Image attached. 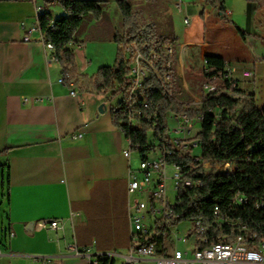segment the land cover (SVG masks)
Returning a JSON list of instances; mask_svg holds the SVG:
<instances>
[{
	"label": "crops",
	"instance_id": "obj_1",
	"mask_svg": "<svg viewBox=\"0 0 264 264\" xmlns=\"http://www.w3.org/2000/svg\"><path fill=\"white\" fill-rule=\"evenodd\" d=\"M101 1L108 2L102 18L87 17L68 45L78 73L88 77L114 66L118 51L113 40L122 24L117 0ZM223 3L226 18L206 0H140L139 12L141 21L174 39L170 87L175 94L185 89V97L178 96L182 102L203 101L209 92L206 58L214 56L231 70L237 89L254 94L264 109V0ZM46 12L54 20L65 14L56 0H0V172L7 180L0 264H41L44 258L52 264H85L74 248L90 257L113 254L114 264H127L130 160L123 152L130 144L113 124V106L104 105L114 99L110 94L77 87L72 95L58 83L62 68L38 24ZM247 70L254 77L245 78ZM76 133L82 138H72ZM52 220H58V228L40 226Z\"/></svg>",
	"mask_w": 264,
	"mask_h": 264
},
{
	"label": "trees",
	"instance_id": "obj_2",
	"mask_svg": "<svg viewBox=\"0 0 264 264\" xmlns=\"http://www.w3.org/2000/svg\"><path fill=\"white\" fill-rule=\"evenodd\" d=\"M150 3L159 0H146ZM257 2L259 0H246ZM65 14L53 19L46 12L38 17V24L45 45L53 49V58L60 64L62 74L74 80L75 85L82 90H91L98 94L117 96L116 87L127 90L129 84L128 61L123 48L137 44V51L144 58V67H154L150 70L143 93L150 104V114L155 116L154 122L143 123L140 127H132L127 123L124 102H119L112 108V121L128 140L131 150L143 152L151 149L148 132L153 129L159 139V151L166 160L183 161V154L176 152L168 140L167 115L186 114L190 119H201V129L197 134L201 145L202 161L223 167L232 164L231 174L214 173L200 169L194 178L201 184L198 188L183 187L179 191L177 204L172 207L177 217L157 231L161 234L157 242L163 243L169 226H178L183 222L201 220L207 228L209 240L202 243V248L211 246V241L221 237L231 241L238 235L256 233L259 239L264 237V109L255 102L254 94L233 89L232 82L226 78V63L219 57L206 58L207 70L204 73L205 82L213 86L199 106L191 102H182L172 91L171 97H165L163 80L172 68L171 58L165 55V46L170 44L173 52L174 39L158 31L155 24L140 21L138 12L131 0H117L116 5L122 17L120 31L115 33L113 40L118 45L114 66L102 67L95 76L88 77L78 73L73 50L68 48L79 34L84 20L92 17L96 21L102 18L107 1L101 0H56ZM209 5L218 6L226 18L223 0H206ZM238 32L245 37L247 33L237 27ZM173 65V63H172ZM158 74L160 78H158ZM131 76V70H130ZM131 80V78H130ZM233 91L236 96L231 95ZM131 92V90H130ZM129 92V94H130ZM142 87L132 98L136 108H143V101H138ZM238 196L244 202L236 204ZM215 208L219 209L218 216ZM219 220L225 221L222 225ZM245 227V231L241 229ZM252 247V246H251ZM106 264H114L113 260L105 258Z\"/></svg>",
	"mask_w": 264,
	"mask_h": 264
},
{
	"label": "built area",
	"instance_id": "obj_3",
	"mask_svg": "<svg viewBox=\"0 0 264 264\" xmlns=\"http://www.w3.org/2000/svg\"><path fill=\"white\" fill-rule=\"evenodd\" d=\"M41 7H36L37 12H41ZM186 23H189L186 20ZM43 40V36H42ZM25 41H30L29 37H25ZM81 47V46H80ZM46 48L51 51L49 44ZM124 55L128 61L129 69V88L120 90L117 86V95L121 96L120 102H124L127 123L132 127H140L143 123L154 122L155 116L150 114V104L143 93L144 86L149 79L150 70L154 67H144V58L137 56V44L127 45L123 48ZM174 52H170V44L165 46V55L169 58ZM167 66L172 68L173 65L169 61ZM139 69V80H130V70ZM226 78L232 82V88L237 89V82L231 79V70L225 67ZM245 78L254 77L252 71H244ZM158 78H160L158 74ZM163 94L165 97H171L172 91L168 87L172 83L171 73L167 74L162 80ZM58 83L68 86L71 94L75 95L76 91L74 80L62 74ZM134 87H142L138 101H143V108H136V101H129V92ZM209 92L214 90L213 86H208ZM231 95L236 96L233 91H229ZM110 94V93H108ZM111 98V94L109 95ZM201 103H198L199 106ZM172 118L176 122L174 133L181 137H173L172 132L168 130V140L175 145L176 152H183V161L166 160L159 154V139L155 137V131L151 129L149 136L155 142L150 141L151 149L139 152L140 165L135 168L131 165V155L133 151L125 150L123 155L130 160L128 170L127 190L130 197L128 205V219L131 226V238L129 256L127 264H135L137 260H149L155 264H264V237L259 239L256 233L241 234L231 241H224L220 236L216 240L211 241V248H202V240H209L207 236V228L201 220L188 221L189 227L183 233H174L177 226H169L167 236L163 243L157 242L161 234L158 233V227L163 226L177 217L174 212H170L169 203H176L181 188L189 189L198 188L201 184L199 179L194 178L197 173H202L200 169L212 166L218 171H224V174H231L232 164L223 167L213 165L209 162L202 161V154L199 156L195 153L197 147H201L197 134H192L195 123H201V119H190L186 114L169 113L167 119ZM82 133L72 135L74 139L82 138ZM234 168V167H233ZM245 200L242 196H238L236 204H241ZM264 207V203L259 205ZM219 209L215 208V214L218 216ZM224 225L225 221L219 220ZM41 227L58 228V220L44 221L40 223ZM246 229H241L244 232ZM12 233H8V237H12ZM172 237L174 243L187 244V249L174 248L170 250L166 246L167 238ZM252 246V247H251ZM76 256L85 257V264H106L105 258L112 260L115 255L107 254L102 256L90 257L86 252L73 249ZM41 264H52L51 259L44 258L40 260Z\"/></svg>",
	"mask_w": 264,
	"mask_h": 264
},
{
	"label": "rangeland",
	"instance_id": "obj_4",
	"mask_svg": "<svg viewBox=\"0 0 264 264\" xmlns=\"http://www.w3.org/2000/svg\"><path fill=\"white\" fill-rule=\"evenodd\" d=\"M131 1L135 5H138V7H135V8H136V11L138 12L139 19L141 21V17L140 16H142V13L139 12L140 5H141L140 4V0H131ZM106 16H108V13H106ZM104 20H107L106 17H105ZM186 93L187 92L185 91V89L181 86V92L180 91L177 92L176 96L178 97V96L182 95V97H185ZM104 98H106V97H104ZM120 100H121V96L117 95V96L114 97V99L112 101L105 100L104 105H106V106L111 105V106L115 107V106L118 105ZM167 124H168V130L170 132H172L173 137H176V138L181 137L180 135L174 133V131H173L177 124L172 118H168L167 119ZM200 129H201V123H195L194 127H193V130H192V134L198 133L200 131ZM149 139H150V141L155 142L154 139L152 138V135L149 136ZM195 153L200 156L201 155V147H197L195 149ZM133 154L134 155H133V162L132 163H133V166L135 168H137L140 165L139 154L136 151H134ZM207 170L210 171V172H214V173H224V171H222V170L218 171L217 169H214V167H212V166H208ZM231 171L232 172L234 171L233 167H231ZM6 194H7V180H6V177H3V174L0 172V235L5 232L6 227H7V225H6V214H5V211L3 209V207H4L3 204H5V200H6ZM188 227H189V224L187 222H183V223L179 224L174 229V233H178V232L183 233V232H185L187 230ZM166 246L170 250L174 249L176 246L179 249H181V250H183V249L186 250L187 249V244H183L181 242L176 244V243L173 242L172 237L167 238Z\"/></svg>",
	"mask_w": 264,
	"mask_h": 264
},
{
	"label": "bare ground",
	"instance_id": "obj_5",
	"mask_svg": "<svg viewBox=\"0 0 264 264\" xmlns=\"http://www.w3.org/2000/svg\"><path fill=\"white\" fill-rule=\"evenodd\" d=\"M49 48H51V50H53L52 49V47L49 45ZM137 56L138 57H141L140 56V54L138 53V51H137ZM151 67V66H150ZM130 78H131V80H139V69H132L131 70V76H130ZM141 87H134V88H132V90H131V92H130V94H129V101H133L132 100V98H133V96L135 97L136 96V93H137V91L140 89ZM173 145V144H172ZM173 148H174V150H175V145H173ZM181 154H183V152H180ZM159 154H161L162 156H163V158H165V155L166 154H163V153H161L160 151H159ZM174 205V203H169V210H170V212H173V209H172V207L171 206H173ZM208 240H202V243H206ZM208 248H211V246H209Z\"/></svg>",
	"mask_w": 264,
	"mask_h": 264
},
{
	"label": "water",
	"instance_id": "obj_6",
	"mask_svg": "<svg viewBox=\"0 0 264 264\" xmlns=\"http://www.w3.org/2000/svg\"><path fill=\"white\" fill-rule=\"evenodd\" d=\"M100 110L102 111V109L100 108Z\"/></svg>",
	"mask_w": 264,
	"mask_h": 264
}]
</instances>
